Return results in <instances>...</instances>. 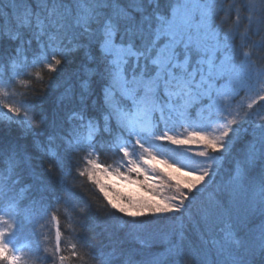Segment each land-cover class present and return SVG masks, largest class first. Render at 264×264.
<instances>
[{"label":"snow or ice","instance_id":"obj_1","mask_svg":"<svg viewBox=\"0 0 264 264\" xmlns=\"http://www.w3.org/2000/svg\"><path fill=\"white\" fill-rule=\"evenodd\" d=\"M0 97V264H264V0H0Z\"/></svg>","mask_w":264,"mask_h":264},{"label":"trees","instance_id":"obj_2","mask_svg":"<svg viewBox=\"0 0 264 264\" xmlns=\"http://www.w3.org/2000/svg\"><path fill=\"white\" fill-rule=\"evenodd\" d=\"M54 76L56 74H53ZM48 76L47 74L44 77V83H41L39 81L34 82L31 85V91L29 92L30 95H39L40 90L45 87V84L47 83ZM27 89H21V92L26 91ZM243 93H241L240 96H237L236 98V104L235 106L239 107L241 104H244L242 100H245V98L242 99ZM0 99H3L0 97ZM20 97L17 96L15 99H12L10 102L17 103L19 102ZM246 105V104H245ZM241 111H243V108H241ZM83 178H81L82 180ZM76 183L80 184L81 181H77ZM95 192L94 187L87 181H83L82 183V193H87L89 196H92ZM95 198V197H93ZM60 219V228H61V248L64 249V255H69L70 251V244L71 243H78L76 239V234L79 231L78 229L73 231L71 229V225L69 224V216L70 212L68 209H66L63 206L59 207V212L57 213ZM57 225L54 222H48L45 221L43 226L40 228V232L42 233L39 241L40 248H51L55 245V232H56ZM87 239V236H85ZM36 237L33 235L32 229L27 228L25 232L18 237L19 246L24 249L23 253L26 257L29 256L31 251H34L36 248ZM81 257L79 261L75 260H69L66 262V264H90L89 258L84 255V250L81 249ZM34 259V258H33ZM30 264H32V261L30 260ZM43 264V262H42Z\"/></svg>","mask_w":264,"mask_h":264},{"label":"rangeland","instance_id":"obj_3","mask_svg":"<svg viewBox=\"0 0 264 264\" xmlns=\"http://www.w3.org/2000/svg\"><path fill=\"white\" fill-rule=\"evenodd\" d=\"M242 102L244 104H247L248 102H250L247 98H245V100H242ZM184 132V129L183 128H177V133H183ZM185 149H181V151H184ZM201 149H199L197 146L193 145L191 147V150L188 151V155L190 156H194L195 152L196 151H199ZM162 158H167V157H162ZM199 159V158H197ZM161 167H164L163 165H161ZM118 186L122 189H124L125 192H128V191H132L134 194H143V190L142 189H135V188H132L130 186H126L123 182H120L118 184ZM169 195H171L172 193L169 192L168 193Z\"/></svg>","mask_w":264,"mask_h":264}]
</instances>
